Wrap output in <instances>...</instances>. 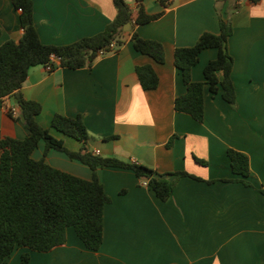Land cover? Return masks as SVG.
<instances>
[{
	"label": "crops",
	"instance_id": "obj_1",
	"mask_svg": "<svg viewBox=\"0 0 264 264\" xmlns=\"http://www.w3.org/2000/svg\"><path fill=\"white\" fill-rule=\"evenodd\" d=\"M129 2L136 16L140 2ZM141 2L149 13L165 10L135 27L142 37L164 44L165 62L138 51L126 30L122 47L100 55L92 66H32L21 91L42 104L37 120L69 149L79 150L82 142L51 126L55 113L82 115L90 133L87 146L102 156L144 163L161 173L186 170L202 179L178 178L170 197L162 200L133 169L100 167L112 199L104 208L98 250L87 248L70 226L65 243L50 251L17 246L1 264H22L24 252L31 255L29 264H264V0ZM116 13L114 0H33L34 24L47 44L99 33ZM221 19L233 25L228 46L237 105L206 85L204 120L199 121L175 109L176 97L187 87L174 53L176 47L194 45L205 31L219 33ZM22 33L20 10L12 0H0V44L19 40ZM217 54V48L202 50L192 68L194 80L205 79L204 67ZM144 64L157 72L156 88L141 86L136 67ZM0 132L16 138L29 133L14 95L0 98ZM229 148L249 155L251 185L233 172ZM33 156L84 178L93 176L89 165L63 151L51 148L45 154L44 140Z\"/></svg>",
	"mask_w": 264,
	"mask_h": 264
},
{
	"label": "trees",
	"instance_id": "obj_2",
	"mask_svg": "<svg viewBox=\"0 0 264 264\" xmlns=\"http://www.w3.org/2000/svg\"><path fill=\"white\" fill-rule=\"evenodd\" d=\"M12 1L20 10L23 33L19 40L8 39L0 44V98L9 95L17 98L29 133L24 138H16L3 136L0 132V264L17 246L50 251L65 243L70 226L87 248L98 250L104 239V208L112 199L105 191L98 168L120 166L133 169L140 179L147 180L162 200L170 197L178 178H202L186 170L167 172L169 176H176L173 180L169 177L159 178L154 176L157 170L147 164L102 156L87 146L90 133L82 115L55 113L51 126L82 142L79 150L69 149L63 138L53 134L37 120L42 104L26 98L21 88L34 65H50L52 70L59 66H92L100 56V50L118 51L125 43L124 27L127 23L131 24L128 32L131 33L134 47L158 62H165L164 44L157 39L142 37L135 29L138 24L159 18L165 10L149 13L139 0L138 12L134 16L129 0H114L116 16L103 31L72 43L57 45L42 42L34 24L33 0ZM161 1L166 6L172 0ZM239 6L236 4L234 8ZM220 27L219 33L205 31L194 45L176 47L174 53L175 64L181 70L187 87L185 93L176 97L175 109L189 113L199 121L204 120L206 85L213 93L221 91L226 101L237 105V92L232 79L234 57L228 46L233 25L221 19ZM112 42L116 45L115 49L110 48ZM206 48H217L218 54L204 67L205 79L197 81L193 79L192 68ZM52 55L60 56V62L52 61ZM136 72L144 89L158 86L159 76L151 64L138 65ZM9 111L12 113V109ZM173 139H170L168 146H171ZM41 140L45 141V154L51 148L65 152L70 158L89 165L93 170L92 178L58 168L44 157L35 158L33 151ZM228 155L233 172L242 175L241 180L251 185L248 180L251 173L249 155L234 148L228 149ZM200 161L205 163L204 160ZM30 260L29 252L21 255L22 264H29Z\"/></svg>",
	"mask_w": 264,
	"mask_h": 264
},
{
	"label": "built area",
	"instance_id": "obj_3",
	"mask_svg": "<svg viewBox=\"0 0 264 264\" xmlns=\"http://www.w3.org/2000/svg\"><path fill=\"white\" fill-rule=\"evenodd\" d=\"M115 47H116L115 43L112 42V43L110 44V48H111V49H115ZM105 53H108V52H107V49H102V50H100V55L105 54ZM60 59H61L60 56H56V55H52V56H51V60L54 61L55 63H59V62H60ZM46 66H47L49 69H51L50 65H46ZM143 184L148 185L147 180H143Z\"/></svg>",
	"mask_w": 264,
	"mask_h": 264
},
{
	"label": "water",
	"instance_id": "obj_4",
	"mask_svg": "<svg viewBox=\"0 0 264 264\" xmlns=\"http://www.w3.org/2000/svg\"><path fill=\"white\" fill-rule=\"evenodd\" d=\"M130 28H131V24L130 23H127L125 25V27H124L125 30H129ZM154 176L155 177H159V178H167V177H169L172 180L176 178L175 175L174 176H169L167 173H161V172H158V171L154 173Z\"/></svg>",
	"mask_w": 264,
	"mask_h": 264
}]
</instances>
